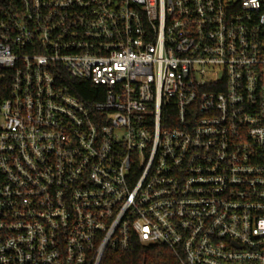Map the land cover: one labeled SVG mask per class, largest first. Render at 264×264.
I'll list each match as a JSON object with an SVG mask.
<instances>
[{
	"label": "built area",
	"instance_id": "built-area-1",
	"mask_svg": "<svg viewBox=\"0 0 264 264\" xmlns=\"http://www.w3.org/2000/svg\"><path fill=\"white\" fill-rule=\"evenodd\" d=\"M132 240L264 264V0H0V264Z\"/></svg>",
	"mask_w": 264,
	"mask_h": 264
},
{
	"label": "trees",
	"instance_id": "trees-1",
	"mask_svg": "<svg viewBox=\"0 0 264 264\" xmlns=\"http://www.w3.org/2000/svg\"><path fill=\"white\" fill-rule=\"evenodd\" d=\"M65 83L85 103H93L101 98L94 97L96 86L89 81L67 78ZM101 264H182V261L166 246L145 245L138 240H132L127 250L107 251Z\"/></svg>",
	"mask_w": 264,
	"mask_h": 264
}]
</instances>
